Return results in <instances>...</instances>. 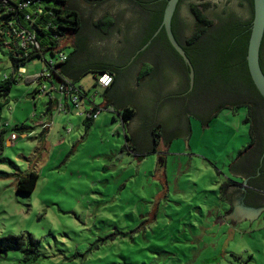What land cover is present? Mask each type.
I'll list each match as a JSON object with an SVG mask.
<instances>
[{
  "label": "rangeland",
  "instance_id": "rangeland-1",
  "mask_svg": "<svg viewBox=\"0 0 264 264\" xmlns=\"http://www.w3.org/2000/svg\"><path fill=\"white\" fill-rule=\"evenodd\" d=\"M105 16L91 22L103 35L95 24ZM12 25L15 34L0 37V80L13 74L17 35L32 29L23 18ZM58 54L27 60L0 107V237L24 238L0 264H264V209L255 220L225 217L230 164L249 142L246 109H223L203 129L188 115L187 147L177 137L137 155L110 104L85 124L105 92L94 72L75 82L86 95L76 93L68 112L49 95L32 100L36 75L50 73ZM153 133L159 144L160 130ZM28 171L38 175L35 189L16 192Z\"/></svg>",
  "mask_w": 264,
  "mask_h": 264
},
{
  "label": "trees",
  "instance_id": "trees-1",
  "mask_svg": "<svg viewBox=\"0 0 264 264\" xmlns=\"http://www.w3.org/2000/svg\"><path fill=\"white\" fill-rule=\"evenodd\" d=\"M26 1L30 2L26 8L21 11L16 9L19 2ZM89 1L100 2L103 0ZM127 1L133 3L141 10L139 20L142 24V30L137 35V40L133 44L135 50L132 56L137 59L143 53L149 51L154 45H160L163 49L162 53H167L168 57L173 58L178 63V68L184 73L186 83L181 92L176 94L175 99H179L184 105L186 97L190 94L192 97H201L203 102L206 103L205 105L207 107L209 106V111L205 117L197 116V118L206 124L213 120L223 109L236 112L238 108H245L247 114L245 122L249 125V142L247 146L239 151L238 158L242 163L245 159L250 158V154L255 151L258 154L255 167L259 165L264 174V157L260 161L261 156H264V98L256 89L250 77L246 61L248 40L253 19V0H244L248 12L246 18L239 17L230 9H225L222 13H213L212 18L205 13V9L210 7V3H189V10L194 19L193 29L189 35L183 34L184 32L180 27L182 19L179 17L178 10L184 0L178 1L171 20L172 32L194 68V82L191 91H188L187 83L189 82L188 66L170 45L164 29H161L153 37V34L161 25L167 0ZM8 8H10L9 11ZM0 12L3 13L0 17L1 38H5L6 35L13 36L15 34L12 19L21 23V19L23 18L29 22L33 29L26 31V33H32L34 35L35 40L33 43L22 45L19 36L20 34L26 33L21 32L17 35L19 45L11 46V49L15 50V56L11 57L14 71L20 65L26 64L27 60L35 56H42L46 51L52 54L61 52V49L65 47L61 46V41L69 33H79L82 29V20L79 14L67 6V0H0ZM26 16H29V18H26ZM115 24L116 20L110 15H106L99 22H96L95 26L103 32H108ZM187 28L188 26L185 24V29ZM149 40L150 43L147 47L140 51ZM263 45L264 34L260 45L259 58L260 67L264 73ZM79 47L83 48V41L80 37L76 42L74 52L66 55L67 58L64 62L55 65V69L51 71L50 79L53 81L54 79L65 78L76 86L75 82L90 71L95 74L109 73L112 75L113 81L105 89V97L109 96L108 93L116 85L118 73L123 66L111 62L80 63L76 59ZM151 72L152 66L144 63L140 70L139 78H143ZM20 79V77H15L12 74L6 75L0 80V107L3 103L2 100L10 92L12 84L17 83ZM35 79L40 82L42 78L36 76ZM78 90L81 89L79 88ZM219 98H221V102L215 103ZM98 107L93 105L86 116L84 122L87 127L94 120L92 115ZM103 107H107V104ZM117 114L123 126L132 119L134 110L130 107H119ZM14 129L17 130V127ZM154 130L157 132L160 130L157 136H162L163 131L162 126L159 125H155L152 128L153 145L148 150L151 152H154L158 146L157 137H154L156 135L153 133ZM125 138L128 140L127 136ZM254 146L255 148L253 149ZM133 150L136 153L138 151L136 147ZM233 167H236L235 161L232 162V174L237 171H234ZM37 180L38 175L33 171L19 174L16 180V192L31 193L35 189ZM262 187L260 189L263 190L264 185ZM23 246V235L0 237V259H3L9 250H23Z\"/></svg>",
  "mask_w": 264,
  "mask_h": 264
},
{
  "label": "water",
  "instance_id": "water-1",
  "mask_svg": "<svg viewBox=\"0 0 264 264\" xmlns=\"http://www.w3.org/2000/svg\"><path fill=\"white\" fill-rule=\"evenodd\" d=\"M178 1L167 0L161 25L153 34V37L161 29H164L170 45L188 66L189 86L191 88L194 82V68L172 32L171 20ZM206 2L210 3V7L205 9V13L212 18L213 13H222L225 9L232 10L241 18L248 16L244 0H184L181 3V11L182 17L188 25L185 31L186 35L191 33L194 24L193 16L189 10V3ZM67 6L79 14L82 20V29L79 33H69L61 41V46H70L75 49L76 42L80 37L83 41V48L79 47L78 49L76 55L78 62L84 64L87 62H111L123 66L118 73L116 85L108 93L109 96L105 97L106 92L101 95L103 102L99 107L103 108L106 104H110L117 111L119 107L122 108L126 105L134 108V116L126 125V131L130 135L129 143L134 144V147L138 150L150 149L153 145L151 130L153 126L160 123L163 131L157 146L158 148H166L171 138L175 139L177 137L183 138L184 145L187 147V139L189 136L188 114L183 117V112L186 110V107L184 108V105L179 99H175L176 94L181 92L186 83L184 73L178 68V63L173 58L168 57L167 53H162V61L158 65V70L151 72L143 78H139L142 64L145 60H150L146 55L135 60L132 58L131 60V56L135 50L133 44L138 37L133 24L139 21L141 10L127 0H103L100 2L67 0ZM103 15H110L116 20V24L110 28L106 35L91 28V22H95ZM263 34L264 0H253V19L248 40L246 61L250 77L256 89L264 98V73L259 63L260 45ZM149 43L150 40L140 51L145 49ZM173 70L175 71L172 72ZM219 102H221V98L215 103ZM198 104L199 101L197 100L196 105ZM200 104L205 105L206 103L201 99ZM191 105H194L192 100ZM207 109H209V106ZM190 115L201 122L202 129L207 128L205 122L192 114ZM181 117L184 120H181ZM237 158L238 156L233 161ZM232 162L229 168L230 172H232ZM233 170L236 171L237 168L235 167ZM234 193L235 188L231 185H228L224 189L225 198L231 202V209L227 212L225 211V217L230 216V219H233L232 223L242 218L251 219L260 210L264 209V197L256 204L246 205L234 199L232 197Z\"/></svg>",
  "mask_w": 264,
  "mask_h": 264
},
{
  "label": "flooded vegetation",
  "instance_id": "flooded-vegetation-1",
  "mask_svg": "<svg viewBox=\"0 0 264 264\" xmlns=\"http://www.w3.org/2000/svg\"><path fill=\"white\" fill-rule=\"evenodd\" d=\"M178 14H179V17L182 19L180 27L182 31L184 32L183 34H185V31L187 30L185 29V24L187 25V22L182 17L181 6L178 10ZM133 26L135 27L136 34L139 35L142 30L141 21L140 20L137 21L136 23L133 24ZM262 50H263L262 56L264 57V45L262 47ZM162 51H163L162 47L156 44L153 47H151L149 51L141 55V56L146 55L147 58L150 60V61L145 60L144 63H147L152 66V72H156L159 68L158 65L162 61L161 60ZM132 58L133 60L136 59V57L131 56V60ZM179 78L181 81V76ZM187 83H188V91H191L192 87L189 89L190 87L189 82ZM191 100L194 102V105H191ZM197 100L199 101L198 105H196ZM200 102H201V97L200 98L198 96L192 97L191 94L188 95L184 103V108L186 107V110H184L183 112V117L186 114L188 115L192 114L196 117L197 116L205 117L208 114L209 110L207 109L206 105H202L200 104ZM183 117H181V120H184ZM254 148L255 146L253 147V149ZM257 155L258 154L255 151H253L250 154V158L245 159L244 162L241 163L239 158L235 160V166L237 167V171L236 173L232 175V180H231L230 185L235 188V193L233 194L232 197H234V199L239 200L240 203L242 204H246V205L254 204V203L256 204L260 201L262 197H264V189L263 190L260 189V188H263L262 185H264V174L262 173L259 165L255 167ZM263 157L264 156H261L260 161L263 160Z\"/></svg>",
  "mask_w": 264,
  "mask_h": 264
},
{
  "label": "built area",
  "instance_id": "built-area-1",
  "mask_svg": "<svg viewBox=\"0 0 264 264\" xmlns=\"http://www.w3.org/2000/svg\"><path fill=\"white\" fill-rule=\"evenodd\" d=\"M29 1H26V2H19L17 4V7L16 9L18 10H23L24 8H26L28 5H29ZM10 10V8H8V11ZM40 12V10H38ZM26 18H29V16H26ZM19 39L21 41V44L24 45L26 43H33L35 38H34V35L32 33H26V34H20L19 36ZM58 63L60 62H64L66 60V54L62 53V52H59L58 54ZM55 65L56 64H53V65H50V73H46L43 74V73H40L39 75H37V77H40L42 78L40 81L41 83H39L41 86H40V91L37 90L36 93L32 96V99L33 101H36V96H40V95H51L52 92H57L58 94L60 95H71V94H75L73 95V97L71 98V101L72 103L78 107V97L76 95V93H78L79 95L83 94L82 91L78 90L76 86H74L68 79H65V78H61V79H58L57 81H52L50 79L51 77V71L55 69ZM24 65H20L16 71L13 70V74L15 77H20L22 78V75L25 74V68L23 67ZM6 76V75H5ZM4 76V77H5ZM95 84L97 87H99L100 89H103L105 90L106 88H108L112 81H113V77L111 74L109 73H99V74H96V77H95ZM44 81H46V83L48 84V87L46 88L45 87V83ZM86 95V94H85ZM62 105H58V108L57 110L58 111H62L64 110V108H61ZM102 107H98L97 110H95V112L93 113L92 115V118L95 119L97 114L99 113L100 109ZM89 112H86V114L88 115ZM46 126H48V124H46Z\"/></svg>",
  "mask_w": 264,
  "mask_h": 264
},
{
  "label": "crops",
  "instance_id": "crops-1",
  "mask_svg": "<svg viewBox=\"0 0 264 264\" xmlns=\"http://www.w3.org/2000/svg\"><path fill=\"white\" fill-rule=\"evenodd\" d=\"M37 76V75H36ZM40 81H42V80H40ZM54 82L55 81H57L56 79H54L53 80ZM80 91H82V90H80ZM36 92V90H34L30 95H34V93ZM83 92V91H82ZM85 93H83L82 95H79L80 97H84L83 95H84ZM73 95H75L74 93L73 94H71L70 96L69 95H60L59 94V98L58 99H55V97H52L51 95H49V101H50V104H52V103H55V105L57 106V108H58V105H62V107L61 108H64V110H65V112H68L67 110H70V108H69V101L71 100V98L73 97ZM32 98V97H31ZM33 100V99H32ZM104 108V107H103ZM67 109V110H66ZM91 110V109H90ZM50 111H52V107L50 108ZM87 112V111H86ZM89 112V111H88ZM122 124V123H121ZM127 125V124H126ZM126 125H123L122 127L125 129V132H124V136H127L128 137V140L126 139V141H130V136L127 134V131H126ZM134 145V144H133ZM140 150H138L137 152H139ZM137 154V153H136ZM138 155V154H137ZM228 203H229V206H230V204H231V202H229L228 201ZM262 212V211H261ZM258 213L256 216L257 217H255L254 219H246V218H243V220H238V221H245V220H255L256 218H258L262 213ZM231 220H233V219H231ZM237 221V222H238Z\"/></svg>",
  "mask_w": 264,
  "mask_h": 264
}]
</instances>
